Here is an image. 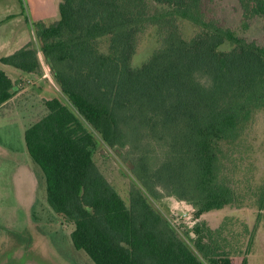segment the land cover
I'll list each match as a JSON object with an SVG mask.
<instances>
[{
    "label": "trees",
    "instance_id": "16d2710c",
    "mask_svg": "<svg viewBox=\"0 0 264 264\" xmlns=\"http://www.w3.org/2000/svg\"><path fill=\"white\" fill-rule=\"evenodd\" d=\"M212 1L60 0L56 21L33 23L38 47L29 43L0 59L33 74L40 55L72 108L44 100L45 114L23 140L46 203L93 264H232L222 228L200 217L238 200L219 144L236 143L264 110V0H237L243 28L262 19L260 43L207 19ZM181 21L198 29L188 40ZM149 27L166 30L162 46L133 67L138 36ZM223 44L230 49L220 51ZM13 86L0 70V106ZM86 126L109 148L128 150L135 180L128 206L94 164ZM165 197L193 209L185 233L192 249L147 200Z\"/></svg>",
    "mask_w": 264,
    "mask_h": 264
},
{
    "label": "rangeland",
    "instance_id": "374dc122",
    "mask_svg": "<svg viewBox=\"0 0 264 264\" xmlns=\"http://www.w3.org/2000/svg\"><path fill=\"white\" fill-rule=\"evenodd\" d=\"M204 11L207 19L216 20L238 37L248 42H261L262 19L254 18L247 28H243L237 0H214L204 6ZM56 20L57 16L50 22ZM177 26L186 40L198 31L182 21ZM165 35L166 30L156 27H149L139 34L132 66L143 65L162 46ZM33 44L38 47L37 41ZM101 47L105 48V44ZM229 49L228 44L219 48L223 52ZM47 77L45 73L37 77L42 80L39 89L31 88L33 78L29 82L18 81L20 89L27 85L36 98L18 105L21 108L19 120L0 118V264H93L83 251L72 246V227L46 203L40 169L32 163L24 147L23 133L45 114L44 100L56 98L71 108L51 75V80ZM86 127L95 141L94 164L128 206L129 189L135 184L127 161L128 150L109 148L97 133ZM219 149L223 173L237 192L238 200L232 207L202 215L200 220L212 230L222 228V237L231 253L241 251V256L231 255L232 264H242L243 258L246 264H264V204L258 205L257 200L264 185V110L255 111L251 123L236 143L219 144ZM26 171L32 172V180ZM147 200L192 249L185 233L195 222L193 209L172 197L159 202Z\"/></svg>",
    "mask_w": 264,
    "mask_h": 264
},
{
    "label": "crops",
    "instance_id": "0c3cea01",
    "mask_svg": "<svg viewBox=\"0 0 264 264\" xmlns=\"http://www.w3.org/2000/svg\"><path fill=\"white\" fill-rule=\"evenodd\" d=\"M60 0H0V59L9 56L21 49L29 43L37 41L35 32L33 30V23L41 21L45 24L55 19H58V5ZM38 44V41H37ZM40 71L33 74L23 73L15 68L6 66L0 63V70L14 84L11 98L0 106V118L12 119L21 117V108L19 104H27L36 98V94H32L31 89H20L17 82L20 80H30L32 86L39 89L41 84L39 81L40 75L45 73L48 80L50 79V72L48 67L44 64L43 59L39 55ZM52 78V76H51ZM29 82V81H28ZM55 83V82H54ZM57 86V85H56ZM48 100V99H46ZM31 109V108H30ZM31 176L32 172L26 171Z\"/></svg>",
    "mask_w": 264,
    "mask_h": 264
}]
</instances>
